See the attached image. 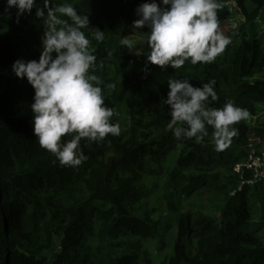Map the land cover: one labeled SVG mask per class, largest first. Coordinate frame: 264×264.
Listing matches in <instances>:
<instances>
[{"label": "trees", "instance_id": "16d2710c", "mask_svg": "<svg viewBox=\"0 0 264 264\" xmlns=\"http://www.w3.org/2000/svg\"><path fill=\"white\" fill-rule=\"evenodd\" d=\"M144 2L151 0H51L71 4L104 32L98 42L83 29L97 57L94 74L117 84L105 103L121 134L82 140L88 160L73 169L40 146L35 90L12 69L17 59H40L44 19L34 8L18 22L17 9L5 11L0 0V264H264V180L247 167L252 150L264 152V123H250L264 111V34L256 29L264 0H222L226 50L214 63L164 70L147 63L141 40L150 29L132 28ZM235 16L239 25L225 30ZM125 36L139 55L120 44ZM169 78L196 87L215 80L212 107L232 100L249 111L226 149L216 151L211 128L203 143L174 137ZM165 251L158 262L154 254Z\"/></svg>", "mask_w": 264, "mask_h": 264}, {"label": "clouds", "instance_id": "9594fccd", "mask_svg": "<svg viewBox=\"0 0 264 264\" xmlns=\"http://www.w3.org/2000/svg\"><path fill=\"white\" fill-rule=\"evenodd\" d=\"M36 3L7 0L5 11L15 7L18 22L35 8V15L45 24L40 59H17L12 69L18 78H27L35 90L32 124L40 146L61 166L78 169L88 160L82 140L100 143L109 135L121 134L119 123H112L115 109L105 103L106 95L116 91L117 84H105L94 74L97 57L83 29L98 42L104 40V32L90 27L89 16L78 13L69 3L52 6L51 0H44V8ZM224 7L222 0H151L140 4L136 9L139 18L132 28L150 29L141 40L150 48L147 63L162 70L179 69L189 60L193 65L214 63L231 43L218 19ZM120 44L140 54L136 41L127 36ZM167 83L170 91L166 104L171 116L167 127L177 140L195 138L203 143L211 128L216 151H223L239 134L235 125L250 117L246 108L232 100L222 108L211 106L218 100L215 80L202 87L187 78H169Z\"/></svg>", "mask_w": 264, "mask_h": 264}, {"label": "rangeland", "instance_id": "374dc122", "mask_svg": "<svg viewBox=\"0 0 264 264\" xmlns=\"http://www.w3.org/2000/svg\"><path fill=\"white\" fill-rule=\"evenodd\" d=\"M239 19H240V16H235V17L229 18L224 23V29L225 30H229V29L236 28L239 25V22H240ZM256 29L259 32H261V33L264 34V12H263V19H261L260 23H258V26L256 27ZM250 123L253 124V125H255L257 123H264V111L261 112L259 114V116H257L256 118H254L253 121H250ZM255 148H257V147L255 146ZM261 149H258L257 148L258 151L259 150L261 151ZM204 200L208 201V207H210L209 210L210 211H214L215 210L214 205H212V203L208 199L205 198ZM183 205H184V203L181 206H183ZM154 255H155L157 261L159 262V261L163 260L166 257V255H169V253H167L166 251L165 252H156Z\"/></svg>", "mask_w": 264, "mask_h": 264}, {"label": "built area", "instance_id": "2783aa9c", "mask_svg": "<svg viewBox=\"0 0 264 264\" xmlns=\"http://www.w3.org/2000/svg\"><path fill=\"white\" fill-rule=\"evenodd\" d=\"M247 167L254 171L256 181L264 180V152L260 156L255 149L252 150Z\"/></svg>", "mask_w": 264, "mask_h": 264}]
</instances>
